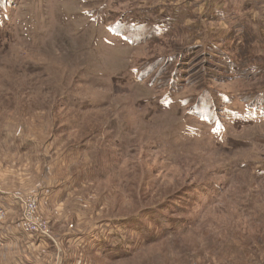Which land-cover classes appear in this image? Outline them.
Masks as SVG:
<instances>
[{
    "label": "rangeland",
    "instance_id": "rangeland-1",
    "mask_svg": "<svg viewBox=\"0 0 264 264\" xmlns=\"http://www.w3.org/2000/svg\"><path fill=\"white\" fill-rule=\"evenodd\" d=\"M262 99L264 0H0V230L43 264H264Z\"/></svg>",
    "mask_w": 264,
    "mask_h": 264
},
{
    "label": "crops",
    "instance_id": "crops-1",
    "mask_svg": "<svg viewBox=\"0 0 264 264\" xmlns=\"http://www.w3.org/2000/svg\"><path fill=\"white\" fill-rule=\"evenodd\" d=\"M0 264H43L45 256L42 250L47 247V241L24 233L14 223H7L0 230ZM74 240V241H73ZM73 243L79 241L73 238ZM78 246V243H75ZM45 261V260H44ZM68 261H64L66 264ZM69 264H80L74 260ZM83 264V263H81Z\"/></svg>",
    "mask_w": 264,
    "mask_h": 264
},
{
    "label": "trees",
    "instance_id": "trees-1",
    "mask_svg": "<svg viewBox=\"0 0 264 264\" xmlns=\"http://www.w3.org/2000/svg\"><path fill=\"white\" fill-rule=\"evenodd\" d=\"M155 32V31H154ZM151 36H153V35H151ZM145 37V40L146 39H149L150 37L149 36H144ZM140 39H142V37L141 38H139L138 40H140ZM221 58V57H220ZM222 63H225V64H227L228 65V67H230V71H231V69L232 70H234L235 68H236V64H234L232 61H226V60H220ZM238 66L240 65V63H238L237 64ZM233 73V72H232ZM195 97V96H194ZM193 97V99H195ZM210 99H212L211 98V96H201L197 101H196V99H195V101H194V104H195V106L196 105H209L210 103H209V101H210ZM212 101H213V103H214V100L212 99ZM262 102L264 103V100L262 99ZM217 106V105H216Z\"/></svg>",
    "mask_w": 264,
    "mask_h": 264
},
{
    "label": "built area",
    "instance_id": "built-area-1",
    "mask_svg": "<svg viewBox=\"0 0 264 264\" xmlns=\"http://www.w3.org/2000/svg\"><path fill=\"white\" fill-rule=\"evenodd\" d=\"M23 231L29 235L35 234V235H43V236H48L46 232H43L42 229L34 226L33 224L30 223H24L23 224Z\"/></svg>",
    "mask_w": 264,
    "mask_h": 264
},
{
    "label": "bare ground",
    "instance_id": "bare-ground-1",
    "mask_svg": "<svg viewBox=\"0 0 264 264\" xmlns=\"http://www.w3.org/2000/svg\"><path fill=\"white\" fill-rule=\"evenodd\" d=\"M147 93V92H146ZM215 167V166H214Z\"/></svg>",
    "mask_w": 264,
    "mask_h": 264
}]
</instances>
